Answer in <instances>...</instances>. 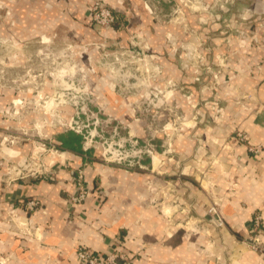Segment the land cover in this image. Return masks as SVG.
I'll return each mask as SVG.
<instances>
[{"label":"crops","instance_id":"obj_1","mask_svg":"<svg viewBox=\"0 0 264 264\" xmlns=\"http://www.w3.org/2000/svg\"><path fill=\"white\" fill-rule=\"evenodd\" d=\"M8 1L26 35L44 34L54 22L59 23L58 33L78 39H92L98 33L115 38L120 33L118 26L106 31L93 21L92 0ZM105 1L117 6V0ZM241 1L231 0L228 7ZM262 1H246L253 5L246 19L222 14L223 20L262 22L250 29L246 43L241 36L221 33L213 39L216 47L210 39L203 42L202 51L208 55L214 56L215 50L232 59L223 67L220 110L207 109L197 117L199 127L186 129L173 144V149L191 151L199 158L183 164L180 173L155 169L163 161L179 166L175 159L156 160L155 155L148 160L151 171L144 166L128 170L89 160L83 140L81 145L75 142L79 151L61 147L60 135L79 132L55 133L53 144L64 157L49 162L46 173L15 171L7 180L0 174V264H79V245L107 253L118 240L133 264H264V256L247 242L254 232L264 242V13L258 17ZM130 2L129 26L140 29L148 14L141 0ZM124 23L119 17L117 24ZM169 53L174 54L173 49ZM173 61L170 58L171 69L176 68ZM238 131L248 135L246 143L236 137ZM248 143L261 150L249 151ZM208 154L211 157H205ZM200 162L203 166L212 162L213 167L202 185L193 173ZM79 169L88 193L74 203L70 196L78 192ZM204 182L210 190H205ZM212 198L224 218L222 225L213 224L208 216ZM33 199L39 204L31 209L27 203ZM9 210L17 215L12 220ZM257 212L263 214L258 228L253 225ZM16 224L28 232L18 231Z\"/></svg>","mask_w":264,"mask_h":264},{"label":"rangeland","instance_id":"obj_2","mask_svg":"<svg viewBox=\"0 0 264 264\" xmlns=\"http://www.w3.org/2000/svg\"><path fill=\"white\" fill-rule=\"evenodd\" d=\"M100 1L125 21L115 25L120 28L115 38L100 33L92 39L67 37L57 32L58 22L44 28V34L26 35L20 32L24 26H18L20 17L9 1L0 0L2 178H11L15 171L20 175L37 171L64 157L53 139L67 130L83 136L89 160L151 171L148 160L155 155L156 160L175 159L179 164L163 161L155 169L180 173L183 164L199 155L173 149L174 142L186 129L199 127L197 117L203 112H217L221 106L219 84L232 57L213 50L217 46L213 39L221 33L241 36L246 43L250 29L262 25L223 20V13L246 19L253 8L246 4L249 0L231 8V0H141L148 22L131 29L126 13L133 7L130 0H117V6ZM262 2L258 17L264 13ZM207 39L213 42L214 56L202 51ZM170 58L176 68L169 67ZM211 163L196 164L193 173L199 185L213 168ZM203 185L210 190L206 182ZM213 201L208 203V216L213 224L222 225L212 213L213 207L218 211ZM10 212L12 220L17 215ZM16 226L27 233L25 226Z\"/></svg>","mask_w":264,"mask_h":264},{"label":"built area","instance_id":"obj_3","mask_svg":"<svg viewBox=\"0 0 264 264\" xmlns=\"http://www.w3.org/2000/svg\"><path fill=\"white\" fill-rule=\"evenodd\" d=\"M89 14L91 18L96 21V23L106 28L115 26L119 20V15L100 0H95L92 2ZM236 137L245 143L249 139L246 133L240 131L236 133ZM247 145V149L254 152L255 154L261 150L260 145L250 143H248ZM56 150L58 151L57 148ZM59 153L61 155V152ZM46 171L47 166L44 165L43 168L39 167L37 171H33L30 173L33 175H37L46 173ZM83 175V170L79 169L77 177L78 192L70 196V199L74 203L82 202L86 198V195L88 193V187L85 181H83ZM38 204L39 200L33 199L28 201L27 206L32 209ZM211 210L212 213L217 214V222L219 224H223L224 220L221 214L214 207ZM262 219L263 214L261 212H257L255 214L253 225L256 228L260 227ZM26 231L28 232L27 228ZM248 240L250 246L264 256V242L262 241L261 235L257 232H254L253 234L249 235ZM77 256L79 258V264H133L130 253L125 247H123L120 240L116 241L114 246L107 253H102L92 249L91 247L79 245L77 247Z\"/></svg>","mask_w":264,"mask_h":264},{"label":"trees","instance_id":"obj_4","mask_svg":"<svg viewBox=\"0 0 264 264\" xmlns=\"http://www.w3.org/2000/svg\"><path fill=\"white\" fill-rule=\"evenodd\" d=\"M61 138V147L67 148V149H72L79 151L80 149L78 146H76L75 142L79 143V145L82 144L83 136L79 133H74V132H69L68 136L64 137L63 135H60Z\"/></svg>","mask_w":264,"mask_h":264},{"label":"bare ground","instance_id":"obj_5","mask_svg":"<svg viewBox=\"0 0 264 264\" xmlns=\"http://www.w3.org/2000/svg\"><path fill=\"white\" fill-rule=\"evenodd\" d=\"M60 151V150H59Z\"/></svg>","mask_w":264,"mask_h":264}]
</instances>
